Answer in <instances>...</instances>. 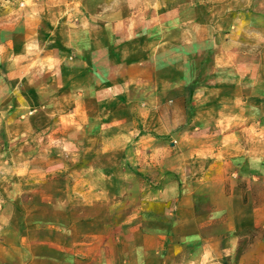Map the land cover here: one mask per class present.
<instances>
[{"label":"crops","instance_id":"1","mask_svg":"<svg viewBox=\"0 0 264 264\" xmlns=\"http://www.w3.org/2000/svg\"><path fill=\"white\" fill-rule=\"evenodd\" d=\"M170 24L133 36L118 23L63 35L67 51L84 57L74 66L75 94L104 109L140 104L142 134L123 165L148 183L132 189L137 200L116 217L108 205L73 206L83 211L68 219L65 236L17 264H161L166 247L167 264H177L187 254L218 261L264 248V77L220 76L213 46L190 61Z\"/></svg>","mask_w":264,"mask_h":264},{"label":"rangeland","instance_id":"2","mask_svg":"<svg viewBox=\"0 0 264 264\" xmlns=\"http://www.w3.org/2000/svg\"><path fill=\"white\" fill-rule=\"evenodd\" d=\"M167 22L190 61L213 46L220 76L264 77V0H0V264H17L23 252L31 258L47 247L42 242L65 236L68 219L83 211L73 206L108 205L112 217L128 212L137 200L132 189L148 183L123 165L142 134L140 104L104 109L75 94L74 66L84 57L67 51L63 35L118 23L133 36ZM128 126L136 131H123ZM194 259L187 254L177 264H264V248Z\"/></svg>","mask_w":264,"mask_h":264}]
</instances>
